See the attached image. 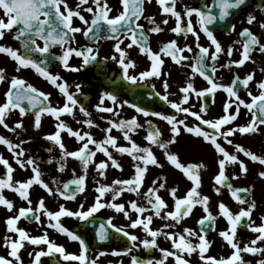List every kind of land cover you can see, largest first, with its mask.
I'll use <instances>...</instances> for the list:
<instances>
[{
    "label": "snow or ice",
    "instance_id": "snow-or-ice-1",
    "mask_svg": "<svg viewBox=\"0 0 264 264\" xmlns=\"http://www.w3.org/2000/svg\"><path fill=\"white\" fill-rule=\"evenodd\" d=\"M152 2L153 0H118L120 8L113 16L111 13L114 9L110 6L109 0H76L75 7H72L68 0H0V55L14 62L15 73L25 69L33 70L57 89L62 97V104L58 102L53 105L50 93L38 90L18 75L9 78L6 70L0 68V84L8 85L3 94V102H0V126L18 140L13 142L0 135V145L6 147L20 170H30V175L26 179H14L16 168L0 154V166L4 170L0 174V206L10 213L4 221L5 234L0 237V247L6 253L0 255V264H24L21 253L27 246H32V251L27 253L31 264H42L44 257H49L51 264H60L61 261L64 264H97L100 257L108 254L100 251L96 258L92 259V250L86 239L66 227L62 222L64 218L78 220L84 231H87L88 225L98 223V227L94 229V239L97 243L107 242L116 236L125 238L127 246L122 251L112 250L110 254L130 256V264H170V259L174 264H190L186 257H192L193 254L198 255L201 264H250L244 260V254L264 256L262 246L264 215L259 217L260 223L257 225L252 219L257 207L256 202L247 198L251 189L234 187L226 175L228 166L238 167L241 175L249 172L247 164L239 157L241 153L249 161L264 166V155H258L238 143L234 144L231 139L237 134L240 136L259 134L261 126H264V79L255 81L254 73H248L243 78L236 73L228 85L218 83L216 80V73L220 68L231 70L235 66L239 69L246 62L255 63L252 60L253 52L258 50L260 54H264V43L249 27H244L238 33V39L233 40L227 49L215 35L217 30L224 31L226 35L236 31V26L230 23V19L247 6L249 0H211L210 3L200 0L198 7L184 4L182 10H177L178 0H155L159 14L164 17L159 24L153 16H144L146 3ZM180 3H183V0H180ZM258 10L264 14V6H260ZM82 12L88 13L89 17L86 18ZM142 17L150 25L147 29L138 23ZM75 19H78L83 27L75 26ZM170 20H174V26L168 30L175 34L176 38L160 44L158 52L153 51L150 47L149 34L162 33L165 29L161 24L167 26ZM246 23L249 26L259 23V27L264 30V20L257 21V17L252 13L247 14ZM76 34H82L93 43L99 40L113 41V54L100 58L98 47L78 45ZM201 34L206 37L207 46L200 43ZM9 35L18 47L3 43ZM189 36L194 38V48L187 43ZM180 38L185 41L183 46L178 43ZM236 45L240 47L237 49L234 47ZM133 46L151 62L146 70L136 74H132L137 67L136 62L128 53ZM57 48L59 52L54 51ZM234 51L239 52L237 60L231 59ZM185 53L193 55L187 56ZM224 54L229 60L218 68L219 58ZM162 56L169 57L176 66L190 68L192 73L187 76L185 85L179 88L181 95L176 101L170 99L173 94L169 91L167 79L163 80V94L156 91L154 84L151 86L152 94L173 110L174 114L151 111L128 100L121 102L115 91H102L98 104L94 105L95 110L99 113H111L117 118L106 120L107 127L101 129L104 133L103 139H95L90 131L74 130L62 119L67 115L88 129L99 127L87 110L86 94L81 91L82 85L75 84V92L71 91V85L60 73L51 71L52 65L58 64L64 71L73 73L84 71L90 66L103 71L105 68L103 61L111 60L118 66L119 75L109 78V83L126 84L129 91H134L136 86L144 85L153 78L161 79L169 75L162 72L164 64ZM73 57L81 59L79 66L70 64ZM260 71L264 72V68ZM197 74L207 82L208 87L202 90L194 87L192 81ZM253 84L256 94L253 91ZM218 90L226 94L223 115L205 118L208 112L206 101L212 97L214 103ZM241 91L245 93L244 97L240 95ZM193 95L200 101L198 111L186 106ZM106 101H110L111 106H105ZM125 106L142 115L145 118L144 123L141 124L136 116L130 119L119 118ZM76 109L84 119L76 118ZM232 109L234 111H230ZM242 109L246 110L250 119L242 125L234 124ZM17 110L20 119L13 126H9L7 120ZM26 115L34 117L32 126L35 130L41 128L44 115L54 120L55 130L43 135L42 139L58 148L59 156L55 161L54 158H49L44 163L55 162L58 166L57 171L63 173L66 162L71 158L79 162L80 175L73 169L72 178L66 182L52 179L51 184L54 187H50L49 183L44 181L41 162L24 148L25 144L31 143V138H20V133L26 131L23 123ZM149 117L166 122L170 127L171 139L163 141L161 131L148 119ZM189 117L194 120L191 126L186 122ZM100 119L105 120V117L101 116ZM140 129L146 131L143 139L147 146H141L133 139V134ZM113 130L120 133L127 146L118 142V137L112 135ZM182 131L202 139L214 149V163L218 171L213 177V191L219 195L222 189H227L233 200L240 205L238 211L233 212L225 203L219 202L217 215L212 214L209 196L202 195L200 191L202 186L200 170L206 165L182 163L175 153L168 150L169 145L176 142ZM65 133L68 137L75 138L79 145L77 149L70 151L66 148L62 138V134ZM153 145L162 149L168 164L179 170L190 182L191 186L184 195H178L176 187H169L166 177L163 176L153 179L151 185L143 190L149 166L164 167L154 155L151 147ZM225 145L234 147L235 152H230ZM53 147L47 148L46 151L52 153ZM98 153L106 159L97 162L95 158ZM115 154L130 157L134 173L130 178L113 179L110 184L102 183L109 167L123 170ZM90 167L95 169L93 177L95 196L88 207H85L86 202H81L72 210L64 203H59L57 210H50L44 197H39L35 206L33 205L30 190L34 186H39L48 197L61 198L66 202L76 201L78 195L86 191ZM257 175L264 179V171H259ZM238 178L239 176L235 174L231 177L233 180ZM4 190L14 193L26 206L17 208L14 201L4 195ZM162 190L168 193L171 205L160 195ZM125 193L134 194L137 199L126 203L118 202ZM197 206L202 208L204 213L197 221L198 230L183 227L182 222L193 214ZM102 209L122 214L128 221L127 225L117 226L111 216L101 219L98 214ZM218 217H222L227 225L224 230L218 232V235L231 250L227 257L220 258L207 254L212 245L207 236L210 231H216ZM155 219L162 222L160 227H152ZM21 220L34 222L39 227L52 229L66 236L69 241L78 242V254L67 252L63 245L51 240L47 230L41 235L30 234L18 226ZM241 226L256 234L255 238L241 244L237 238V230ZM129 229L138 230L142 235L134 234ZM160 238L169 242V248L160 246ZM38 248L41 250H36ZM140 249L146 253L145 257L132 254ZM154 251L159 253L158 257L152 256ZM256 264H264V258L258 259Z\"/></svg>",
    "mask_w": 264,
    "mask_h": 264
},
{
    "label": "flooded vegetation",
    "instance_id": "flooded-vegetation-1",
    "mask_svg": "<svg viewBox=\"0 0 264 264\" xmlns=\"http://www.w3.org/2000/svg\"><path fill=\"white\" fill-rule=\"evenodd\" d=\"M206 2L210 3L211 0H206ZM68 3L72 7H75L76 0H68ZM199 3L200 0H183V3H180V0H178L177 10H182L184 4H187L191 7H198ZM109 4L114 9L111 15L113 16L116 15L117 11L120 8L118 0H109ZM260 6H264V0H249L247 6L243 7L238 12V14H235L230 19V23L235 24L236 26V31L234 33L226 35L224 31L217 30L215 32V35L222 42V45L225 47V49H227V46L231 44L233 40L238 39V33L244 27H249L254 34L260 37L261 42L264 43V30H262L259 27V23H255L252 26H249L246 23V16L248 13L254 14L257 17V21L264 20V14H262L258 10ZM82 14L85 15L86 18L89 17L88 13L82 12ZM144 16L145 17L153 16L158 24L164 18L159 14V7L158 5L155 4V0H153L152 4L146 3ZM74 23L75 26L83 27V25H81L78 19H75ZM138 23L143 24L146 29L150 27V25L147 24V20L144 19L143 17ZM172 26H174V20H170L167 26L161 24V27H164L165 29L162 33L149 34L150 47L153 51L158 52L160 44L166 43L169 40L176 38L175 34L170 33V31L168 30ZM76 41L77 44L80 46L87 45L90 47H98L100 58L110 57L113 54V43H114L113 41L99 40L93 43L91 40L85 38L82 34H76ZM127 42L129 41H126V43ZM3 43L7 45H11L13 47H18V44L11 39L10 35L3 40ZM178 43L181 46H183L185 41L183 40V38H180L178 40ZM187 43L193 46L194 48L195 46L194 38L189 36ZM200 43L204 46H207L208 44V41L206 37L203 36V34H201ZM234 47L238 49L240 46L236 45ZM54 51L59 52V49L57 48ZM128 53H129V57L133 61H135L137 65V67L133 70L132 74H136L139 73L140 71L146 70L150 66L151 62L147 59L145 55L139 53V49L136 46H133L132 49L128 50ZM185 55L191 56L193 54L185 53ZM162 59L164 60V64L162 66V72L168 73L169 75L164 76L161 79L153 78L144 85L136 86L134 91H129L126 84L118 83L113 85L109 83V78H113L119 75L118 66L111 60L103 61V63L105 64V68L103 71H98L96 67L90 66L84 71L73 73V72L64 71L58 64L52 65L51 71L53 73L59 72L60 75L64 78V80H66L67 83L71 85V89H70L71 91L75 92L76 90L75 84L82 85L81 91L84 94H86L85 98L87 100L86 103L87 110L91 113V119L94 121L95 124L99 125V127L88 129L86 126L77 124L75 119L67 115L63 116L62 119H64L65 122L68 123L74 130L80 129L81 131H90L95 139L97 140L103 139L104 133L101 131V129L107 127L106 120L117 119V118L114 117L111 113H99L95 110L94 105L98 104L99 96L102 91H115L121 102L124 100H128L131 103H136L145 106L147 109L151 111H160L170 115L174 114L173 110H171L166 104L160 101L158 97H155L152 94L153 90L151 86L154 84L156 91H159L163 94L164 91L163 80L167 79L170 85L169 91L170 93L173 94L170 96V99L176 101L181 95L179 93V88L185 85L187 76L192 75V73L190 68L187 67L181 68L179 66H176L169 57L162 56ZM231 59L232 60L239 59V52L234 51V54L231 57ZM228 60L229 57H227L226 54L221 55L219 58V63L217 65L218 68L220 65H223L226 62H228ZM252 60H254L255 63H252L251 61L246 62V64L239 69H236L235 66H233L231 70L226 68H220L219 71L216 73L217 82L224 85H228L230 84L234 74L236 73H238L242 78L248 73H254L255 81H260L264 79V72L260 71V69L264 68V54H260L257 50L256 52H253ZM80 63H81L80 58L73 57L70 61V64L72 66H79ZM0 68L6 70V74L8 75L9 78L12 75H18L20 78L32 84L38 90L43 91L45 93H50L51 94L50 101L53 105H56L58 102L62 104V97L60 96L58 90L55 89L52 85H50L43 78L39 77L33 70L25 69L19 73H15L14 62H12L3 55H0ZM192 82L197 90H202L208 87L207 82L204 81L203 78L200 77L198 74L194 77V80ZM7 87H8L7 84H0V102H3L4 99L3 94L6 91ZM253 91L254 94H256L254 84H253ZM240 95L244 97L245 93L241 91ZM214 100L215 102L213 103V98L209 97L208 100L206 101L208 105V112L205 118H217L223 115V104L226 100V94L222 90H218L215 94ZM105 106H111V102L106 101ZM186 106L190 107L193 111H198L200 107V101H198L197 98L193 95L192 98L190 99L189 105ZM121 111L122 114L119 117L121 119H130L131 117L136 116L141 124H143L145 121V118L142 115L137 114L135 110L132 108L125 106ZM230 111H234V109ZM75 114L77 119H84L82 114L79 113L78 109L75 110ZM101 116H104L105 120H101L100 119ZM19 119L20 117L17 110L16 112L10 115L9 119L7 120V123L9 124V126H13L14 123ZM148 119H150L156 125V127L161 131L162 133L161 139L163 141L171 139L170 127L166 124V122L160 121L156 117H149ZM248 119H250V116L246 113V110L242 109L238 119L234 122V124H240V125L245 124ZM33 121H34V117L32 115H26L23 118V123L26 131L20 133V138L21 139L31 138V143L25 144L24 148L28 151L29 154L35 156L37 160L40 162L44 163V161H47L49 158H54L55 161V158H58L59 156V149L53 147V145H51L48 141L42 139L43 135L53 132L55 130L53 118L44 115L42 117V126L39 130H35L33 128L32 126ZM186 122L191 126L194 120L193 118L189 117V119ZM0 135H3L13 140V142H18L17 137L14 136L12 133L7 132V130H5L2 126H0ZM112 135L118 137V142L121 145L127 146V143L122 139L119 132L113 130ZM145 135H146V131L144 129H140L138 130L137 133L133 134V139L141 146H147V142L143 139ZM62 138L68 150L70 151L75 150L79 147V145L75 141V138L68 137L66 133L62 134ZM231 139H233L234 144L238 143L241 146L255 152L258 155H264V126H261L259 134H252L246 136H240L239 134H237ZM220 142L223 143L222 141ZM49 147H53L52 153H48L46 151V149ZM151 147L154 155H156L158 161L162 165H164V167L157 168L155 166H149V170L146 173V179L143 189H147V187L151 185V181L153 179L163 176L166 177L167 185L169 187H175V185H180V189H179L180 191L188 190V188L191 186L190 182L183 177V174L180 173L179 170L175 169L173 166L168 164L166 157L164 156L163 150L159 149L155 145ZM225 147L230 152H235L234 147L228 145H225ZM168 150L171 153H175L182 163L185 164L204 163L206 167L200 170L201 179H202L201 189L208 190L210 188H213V177L217 173L218 169L214 163V158H215L214 149H212L210 145L205 144V142H203L202 139L192 137L190 134L184 133L182 131L181 135L177 137L176 142L174 144L169 145ZM0 154H2L4 158L8 159L9 162L12 164V166L16 168V171L14 173V177H15L14 179L23 180L30 175V170L23 171L20 170L17 165H15L14 161L12 160L11 154L7 151L6 147L3 145H0ZM239 157L240 159L245 161V163L249 168V172L247 174L241 175L239 173L238 167L228 166L226 168V175L229 177V182L232 183L234 187L250 188L251 192L249 197L253 196L252 194L253 188L260 184L261 187L260 191L263 193L260 203L264 207V179H261L257 175L259 171H264V166L249 161L246 157L243 156L242 153L239 154ZM115 158L119 160L123 170L119 171L109 167L106 173V178L102 180V183L110 184L108 183V180L112 181L113 179L116 178L117 179L130 178V176L134 173V169L132 168V162L130 157H128L127 155L121 156L120 154H115ZM95 159L97 160V162H99L100 160L106 158L103 157L102 154L98 153ZM44 165H46V168H44L45 172H52L54 174H57L58 166L56 165L55 162H53L52 164L44 163ZM40 167L42 168L41 163H40ZM73 169H75V171L79 170L81 172L79 162L69 158L68 161L66 162V168L64 173H67L72 176ZM3 171H4L3 167L0 166V174H2ZM115 173H117V177L115 176ZM234 174L239 177H242V180L231 179V177ZM94 176H95V169L94 167H90L89 175L86 181L87 182L86 191L78 195L79 200L74 201L76 202L77 205H79L81 202H86L85 207H88L93 202L95 196V193L93 191L95 187L93 183ZM49 185L50 187H54L51 183H49ZM222 190L225 191L227 195L231 196L227 189H222ZM30 192H31L30 198L33 200L34 206L37 199L39 197H42V193H45L39 186H34L30 190ZM161 192L163 193L162 197L168 202L169 196L165 194L167 192L163 190ZM4 195L8 199L14 201L17 208L20 206H26V204L20 201L19 198L14 193L8 190H4ZM45 195L47 196L46 193ZM134 196H135L134 194L125 193L118 202L123 203L125 200H129V198L130 200H132L134 199ZM108 199H110V197H108ZM47 200L48 199H45L46 204L48 203ZM59 200L61 202H66L61 198L50 197L49 203L51 204V207H54V209H50V210H57L58 206L56 203ZM65 204L70 205V206H66L67 208L69 209L73 208L72 207L73 201H68ZM9 215L10 213H8L6 209L0 206V237H2L5 234L6 226L4 221L6 217ZM98 216L101 219H107L110 216L113 217L114 218L113 222L117 226L120 225L126 226L128 223V221L124 219L122 214H116L113 210L110 209H102L101 212L98 214ZM134 218L135 215H133V219ZM62 222L70 230H74L78 232L86 239L88 245L92 250V256H91L92 259H95L96 255L100 251H104L108 253L107 255L100 257L99 260L97 261V264H121V262L122 264H130V256H123V255L113 256L110 254L112 250L121 251L122 247L120 245H103L96 242V240L94 239V229L98 227V223L88 225L87 231H84L83 226H81L78 220H75L73 218H64ZM18 226L27 230L30 234L34 236L41 235L45 230H47L49 238L54 242H56L58 245H63L67 252L76 253V254H78L79 252L78 242L69 241V239L66 236L61 235L52 229H45L43 227H39L34 222L29 223L24 220H21ZM129 231L139 235L138 230L129 229ZM36 250H41V249L38 248ZM29 251H32V246H27L24 250H22L21 255L24 264H31V261L27 255ZM142 253H144V250L140 249L139 251H134L132 254L138 255ZM0 255H6L5 250L2 247H0ZM57 259H59L58 255H57ZM42 264H51L50 258L49 257L42 258ZM60 264H64V262L61 261Z\"/></svg>",
    "mask_w": 264,
    "mask_h": 264
},
{
    "label": "rangeland",
    "instance_id": "rangeland-1",
    "mask_svg": "<svg viewBox=\"0 0 264 264\" xmlns=\"http://www.w3.org/2000/svg\"><path fill=\"white\" fill-rule=\"evenodd\" d=\"M42 165V173H43V179L45 182L47 183H51L52 179H57L61 182L65 181L66 179H68L69 177H71V175L67 174V173H59L57 172V174H54L52 172H45L44 168H46V165H44L43 162H41ZM53 167V166H52ZM77 175H80L81 172L78 170L76 171ZM115 176L117 177V173H115ZM15 178V177H14ZM117 179V178H116ZM238 180H242V177H239ZM87 183V182H86ZM108 183H111V181L108 180ZM175 187L179 190L180 189V185H175ZM146 190V189H143ZM261 187L260 184L256 187L253 188V196L249 198V200H255L256 202V209L253 212V216L252 219L255 220L256 224L258 225L260 223L259 217L261 215H264V207L262 206V204L260 203V200L262 199V195L263 193L260 191ZM187 190H183V191H178V195H184L185 192ZM201 194L202 195H207L210 198V211L212 212L213 215H217L218 213V203L219 202H223L225 203L227 206L230 207V209L233 212H236L239 210L240 205H238L235 200H233V198L229 195H227V193L223 190H221V193L219 195H217L214 191L213 188H210L208 190H203L200 189ZM167 196L168 193H165ZM160 195H163V193L161 192ZM42 197H44L45 199H48V203L46 204L47 207L49 209H54V207H51V204L49 203L50 197L46 196L45 193H42ZM134 199H137L136 196H134ZM76 200H79V197H77ZM130 200V198H129ZM129 200H125L124 202H127ZM51 202V201H50ZM123 202V203H124ZM143 201L141 200V203ZM59 203H66V202H61L60 200L56 203L57 206ZM168 203L171 205L172 201L169 197V201ZM66 206H70L65 204ZM77 204L76 202H73L72 205V209L75 210L77 208ZM204 215L202 208H200L199 206H197V208L194 209L193 214L188 217L185 218V220L182 222V226L183 227H191L194 230H198V225H197V221L199 218H201ZM162 225V222L159 219H155L154 223L152 225L153 228H157L160 227ZM226 221L222 218V217H218L217 221H216V231L215 232H209L207 239L209 241H212V245L209 249V252L207 253L208 255L214 256L216 258H220L221 256L227 257L230 254V249L226 246L225 242L222 240V238L219 237L218 232L221 230H224L226 228ZM139 235H142L139 232ZM256 234H253L251 232H249L248 230L245 233H241L239 230H237V238L241 241V244L243 243H247L248 241H250L251 239L255 238ZM197 241H194V243ZM159 243L161 247L164 248H169V242L164 241L163 238L159 239ZM264 246V245H262ZM153 256L154 257H158L159 253L158 252H153ZM187 259L190 260V264H201V262L199 261V257L197 254H193L192 257H186ZM264 258V256H253L250 254H244V260L246 262H250V264H256V261L258 259H262ZM170 264H174V262H171L170 259Z\"/></svg>",
    "mask_w": 264,
    "mask_h": 264
},
{
    "label": "water",
    "instance_id": "water-1",
    "mask_svg": "<svg viewBox=\"0 0 264 264\" xmlns=\"http://www.w3.org/2000/svg\"><path fill=\"white\" fill-rule=\"evenodd\" d=\"M243 195V194H242ZM240 229H242V230H244V227L243 226H241L240 227ZM116 240H120V241H126V239L125 238H123V237H119V236H116V237H114ZM109 242V241H108Z\"/></svg>",
    "mask_w": 264,
    "mask_h": 264
}]
</instances>
